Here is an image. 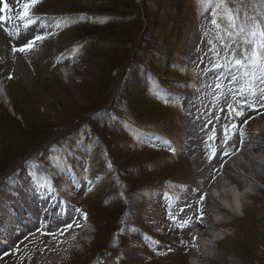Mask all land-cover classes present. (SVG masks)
<instances>
[{
	"label": "rangeland",
	"instance_id": "rangeland-1",
	"mask_svg": "<svg viewBox=\"0 0 264 264\" xmlns=\"http://www.w3.org/2000/svg\"><path fill=\"white\" fill-rule=\"evenodd\" d=\"M6 2L0 78L8 98L0 97V106L23 131L5 122L8 132L0 118V203L6 195L22 197L18 203L53 200L70 181L74 209L87 211L91 223L77 246L59 231L62 222L51 230L56 235H42L49 231L43 228L21 237L23 245L5 247L11 250L0 255V264H264V182L240 179L244 172L264 175V153L248 149L264 130V85L257 82L255 96L233 95L246 81L232 82L227 72L218 81L209 71L213 44L222 57L224 42L242 47L226 30L224 9H238L248 27L256 18L264 21V0H131V8L114 0H39L28 10L31 22L22 18L28 0ZM113 23L128 31L127 43L114 50L117 65L103 76L104 61L88 59L75 40L85 26L104 31ZM37 35L45 38L18 50ZM93 44L99 56L114 52L107 40ZM73 47L76 55L65 58ZM35 120L39 130L31 135ZM93 142L92 172L98 175L84 195L90 182L76 180L73 167L85 165L84 145ZM51 168L64 183L54 180ZM224 186L250 195L235 211L225 210L215 194ZM104 213L114 218L110 232Z\"/></svg>",
	"mask_w": 264,
	"mask_h": 264
},
{
	"label": "snow or ice",
	"instance_id": "snow-or-ice-1",
	"mask_svg": "<svg viewBox=\"0 0 264 264\" xmlns=\"http://www.w3.org/2000/svg\"><path fill=\"white\" fill-rule=\"evenodd\" d=\"M0 2L3 3V8L0 9V11H6L10 7L6 0H0ZM38 2L39 0H28V2L24 5L25 11L22 18H27L29 22H31V13L28 10ZM219 3L224 4L225 0H219ZM216 15L217 13H214V16ZM222 19L226 21V30L229 36L239 37L242 42V47H240V49L237 51V49L233 47L232 44L224 42L222 47L226 50V52L222 57L220 52L217 50L216 45L213 44L210 50L214 55V62L213 60H210L211 68H209V71H215L218 73V81L228 78L224 75L225 72L230 74L232 82H235L238 79L245 80L246 86L243 87L239 92L233 93V95H243L246 93L248 95L255 96L257 92V82L264 85V21H260L259 18H256L252 21L250 26L246 27L245 24L248 20V17L245 15L244 21L242 22L240 19V11L238 9L232 10L228 8L224 9V15ZM212 23L217 25V19L214 18ZM218 26L223 27L224 25ZM44 38V36L37 35L33 38V40L21 46L18 50H30L36 41H40ZM221 39L223 38L221 37ZM209 43L211 44L212 42L210 41ZM216 87L221 88L223 85L222 83H217ZM255 106L256 105H253V107ZM228 107L231 111H235L231 105H228ZM237 114L242 115L243 113L237 112ZM233 127H235V125H233ZM209 138L212 139L213 137ZM226 142L227 141H225V143ZM224 155H228L227 151L224 152ZM108 166L111 167V164ZM181 211H183V209H181ZM202 215L203 213H201V216ZM83 217L84 219H87V213H84ZM169 218L173 220L176 219V217L171 215ZM187 223L188 222L185 221L183 224H181V226H187ZM75 226L80 227L79 224ZM71 228H73V224L65 225V229ZM65 229L61 230V234H63Z\"/></svg>",
	"mask_w": 264,
	"mask_h": 264
},
{
	"label": "bare ground",
	"instance_id": "bare-ground-1",
	"mask_svg": "<svg viewBox=\"0 0 264 264\" xmlns=\"http://www.w3.org/2000/svg\"><path fill=\"white\" fill-rule=\"evenodd\" d=\"M0 97H1V99L3 100V101H5L7 98H8V95H7V92H6V88H5V85H4V83H3V79L2 78H0ZM7 97V98H6ZM257 104V103H256ZM260 104V103H259ZM261 105V104H260ZM259 105V106H260ZM264 105H261L260 106V109H261V107H263ZM258 110V109H257ZM263 110V109H262ZM250 113H248V115H249ZM260 116H264V113L263 114H261ZM256 135H257V137H258V140L254 143V145L252 146L251 144H250V146L251 147H249L248 149H251L252 151H256V152H262V153H264V130H261V131H258V132H256L255 133ZM248 144H249V142H247ZM245 148H247V146L245 147ZM240 166H241V168H242V165L240 164ZM245 169V168H244ZM244 169H243V171H244ZM245 171H247V169H245ZM243 177H240V179H242V178H244V180L245 181H247L248 183L250 182V180L251 179H253V178H256L257 180H259V181H261V182H264V175H262L261 173H259V172H256V173H254V174H252V175H250V174H248V173H245L244 172V174L242 175ZM252 176H254V177H252ZM235 178V177H234ZM233 178V179H234ZM247 186H249V185H247ZM225 187V186H224ZM254 187H256V186H254ZM262 192H264V190H261ZM215 194H216V196L218 197V199L223 203V206H222V208H224L225 210H230L231 212H233V211H235V207H237V206H240V205H242L243 204V197H244V194L245 195H250V193L249 192H243L239 187H235L234 189H233V191L232 190H230V189H226V187H225V189L223 190V192H220L219 190H215ZM40 197V196H39ZM37 199H39V198H34V200L35 201H33L32 199L31 200H29L28 202H26V203H24V205H21V207L19 206V207H17L16 209L15 208H12V213L11 214H13L14 216H16L17 218L18 217H20V213L22 214V213H27V214H29L28 213V208H29V206L31 205L34 209H33V211L37 214V215H39V216H42V213H43V211H41L42 210V208H44V210L46 209L45 207L46 206H44L46 203H40L39 201H36ZM33 201V202H32ZM48 205H49V203H48ZM1 209V208H0ZM56 210V208H51L50 209V212L49 213H52L53 211H55ZM66 210H68V207H67V209ZM224 210V211H225ZM9 211L8 210H5V209H3V211H2V214H5V215H3L2 216V214H1V216H0V219H1V221H0V223L5 219V218H8V215H9V213H8ZM18 212H20V213H18ZM64 212V211H63ZM8 213V214H7ZM29 215H31V214H29ZM69 220V219H68ZM67 220V221H68ZM221 221H218L217 222V224L218 225H220L221 223H220ZM60 223V222H59ZM56 224V229L54 230V231H57L58 230V227L59 226H61L62 224ZM216 225V224H215ZM217 225V226H218ZM16 226V225H15ZM20 226H22V223L18 220V224H17V226L16 227H14V226H10V227H7V226H4V228H2V229H0V236H5V235H7V234H9V240H8V242H7V244H5V245H1V247H0V255H3L5 252H6V249H5V247L6 248H8V247H12V246H15V245H18V246H21V245H23L22 244V242H21V235L20 234H17V232L16 231H18V229L20 228ZM61 227H63V226H61ZM61 229V228H60ZM59 229V230H60ZM54 231H51V232H49L48 231V233L46 232L45 234H42V235H49V236H51V235H56V233L54 232ZM20 235V236H19ZM48 236V237H49ZM54 237V236H53ZM55 238V237H54ZM68 238V237H67ZM37 239V238H36ZM66 239V238H65ZM34 241V240H33ZM37 242V241H36ZM34 243V242H33ZM65 243V242H64ZM36 244V243H35ZM66 244H69V242H67ZM10 245V246H9ZM38 245V244H37ZM8 246V247H7ZM26 246V245H25ZM33 246V245H32ZM24 247V246H23ZM35 248V247H34ZM22 250V249H21ZM20 250V251H21ZM23 252H25V251H23ZM57 252V251H56ZM50 253H52V251L50 250L47 254H50ZM58 253V252H57ZM25 254H26V252H25ZM27 254H29V252H27ZM54 254V253H53ZM41 255V254H40ZM7 256V255H6ZM5 259V258H4ZM14 259V258H13ZM0 261H1V259H0ZM1 263V262H0Z\"/></svg>",
	"mask_w": 264,
	"mask_h": 264
},
{
	"label": "trees",
	"instance_id": "trees-1",
	"mask_svg": "<svg viewBox=\"0 0 264 264\" xmlns=\"http://www.w3.org/2000/svg\"><path fill=\"white\" fill-rule=\"evenodd\" d=\"M116 1L117 4H119V7H124V8H131V0H114ZM133 1V0H132ZM128 34L127 30H119L116 24H111L109 25L107 30H99V27H97V25H88L85 26L83 28H81L77 34V36H80V38H77V40H75V43L78 44L79 42L82 43L81 45V50L82 48H84V52L86 53V55L89 57L88 59H93L96 57L101 58L104 62L101 65V72L103 76H106L109 71L111 70L112 67L116 66V59L117 57L114 55L115 51L119 46H122L123 44L127 43L126 40V36ZM97 40L99 39L100 42H105V40L111 42L112 44H115V48H113L112 50H108V51H114L111 52L112 54L110 55H105L103 54L102 56L99 51V48L97 45L93 44V40ZM88 41H90L92 43V45H90L88 43ZM101 62V60H99V63ZM16 111L18 113H22L19 111V107L17 104L14 105ZM24 112V111H23ZM23 114V113H22ZM24 115V114H23ZM0 118H1V122H3V125L5 128H7L8 132L10 131V128H8V125L5 124V122L7 123H11L16 124L15 128H17L19 131H23L21 128V123L19 122V120H17L16 117L11 116L7 111L3 110L0 106ZM37 118V117H36ZM38 120V118H37ZM1 124V123H0ZM41 125V124H40ZM14 126V125H13ZM41 128V126H40ZM29 132L31 135L35 134V132H37L39 130V125L36 124V120L33 122V124H31L30 128H28ZM0 149H4V147L0 148ZM105 215L104 219L106 218L107 214H103ZM107 219V220H106ZM105 219V223H106V227H105V231H111L112 227L115 226L113 225L114 223L113 221V217H108ZM100 230L103 231V228L101 227V225H99ZM115 228V227H114ZM160 258L158 257H153L150 260L152 261H157L158 263H160L158 260ZM164 260H166V258H164ZM166 264V263H165Z\"/></svg>",
	"mask_w": 264,
	"mask_h": 264
}]
</instances>
